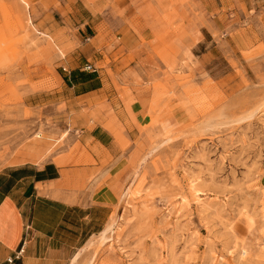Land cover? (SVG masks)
Wrapping results in <instances>:
<instances>
[{
  "label": "rangeland",
  "instance_id": "obj_1",
  "mask_svg": "<svg viewBox=\"0 0 264 264\" xmlns=\"http://www.w3.org/2000/svg\"><path fill=\"white\" fill-rule=\"evenodd\" d=\"M125 1L152 19L128 49L117 40ZM83 5L110 10L112 42L97 65L109 94L127 110L136 100L146 107L133 142L104 97L80 111L39 103L59 86V61L105 30L69 38L80 37L63 18L85 16ZM47 16L64 28L43 30ZM99 114L131 152L108 222L70 264H264V0H0V169L61 161L64 192L84 197L95 177L82 171L94 163L82 132Z\"/></svg>",
  "mask_w": 264,
  "mask_h": 264
},
{
  "label": "crops",
  "instance_id": "obj_2",
  "mask_svg": "<svg viewBox=\"0 0 264 264\" xmlns=\"http://www.w3.org/2000/svg\"><path fill=\"white\" fill-rule=\"evenodd\" d=\"M125 3L124 16L120 20L123 31L117 40L128 49V45L139 43L146 31L143 27L152 19L143 14L135 17L139 9L128 1ZM199 6L201 15L207 12V4L200 1ZM164 7L169 5L155 4L162 14ZM100 8L103 5H83L85 16L79 14V19L70 18L68 14L64 16L66 27L76 29L79 34L80 38L74 33L70 35L74 42L83 39L81 32L85 33V26L90 30H105L93 31L92 36L59 61L64 65L62 73L56 72L59 86L51 92L38 93L39 103L52 101L46 106H55L64 101L80 111L95 108L104 97L112 109L114 123L121 125L124 137L133 142L137 138V126L146 121V107L136 100L127 110L116 94H109L114 90L112 81L106 70L97 65L103 63L108 53L106 46L111 45V33L106 29L112 23L108 18L110 10L104 9L105 14L101 15ZM47 17L48 23L41 25L43 30L54 34L64 28L55 18ZM126 58H129L127 54L123 59ZM87 65L94 69L87 71ZM128 75L129 72H125V77ZM99 119L93 129L82 132V137L87 139L85 157L88 164L94 162L82 171L95 177L84 197L75 198L64 192L66 174L62 173L61 161L42 168L32 167L31 161H24L0 169V264H70L74 253L105 227L112 214L114 196L111 188L120 181L118 176L126 169L121 163L131 150L123 152L113 133L102 126L109 122L104 114H99ZM37 173L44 174L38 178L40 180L35 178ZM53 176L55 178H51Z\"/></svg>",
  "mask_w": 264,
  "mask_h": 264
},
{
  "label": "built area",
  "instance_id": "obj_3",
  "mask_svg": "<svg viewBox=\"0 0 264 264\" xmlns=\"http://www.w3.org/2000/svg\"><path fill=\"white\" fill-rule=\"evenodd\" d=\"M85 69L88 71V70H92V69H94L93 67H91L90 65H87L86 67H85ZM21 253V250L19 251V253L18 254H20ZM17 257H19V255H17ZM16 257V258H17ZM9 263H11V260H9Z\"/></svg>",
  "mask_w": 264,
  "mask_h": 264
},
{
  "label": "trees",
  "instance_id": "obj_4",
  "mask_svg": "<svg viewBox=\"0 0 264 264\" xmlns=\"http://www.w3.org/2000/svg\"><path fill=\"white\" fill-rule=\"evenodd\" d=\"M44 174H42V173H37L36 174V176H35V178H37V180H40V179H38V178H40V177H42ZM55 176V175H54ZM51 177V178H55V177Z\"/></svg>",
  "mask_w": 264,
  "mask_h": 264
},
{
  "label": "bare ground",
  "instance_id": "obj_5",
  "mask_svg": "<svg viewBox=\"0 0 264 264\" xmlns=\"http://www.w3.org/2000/svg\"><path fill=\"white\" fill-rule=\"evenodd\" d=\"M77 256V255H76ZM77 260V257H74L73 259H72V262L73 263H75L74 261H76Z\"/></svg>",
  "mask_w": 264,
  "mask_h": 264
}]
</instances>
